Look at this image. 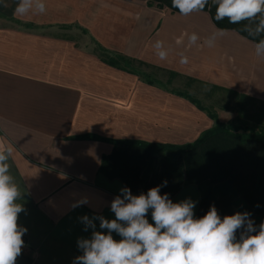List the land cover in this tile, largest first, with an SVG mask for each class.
Masks as SVG:
<instances>
[{"label":"crops","instance_id":"crops-1","mask_svg":"<svg viewBox=\"0 0 264 264\" xmlns=\"http://www.w3.org/2000/svg\"><path fill=\"white\" fill-rule=\"evenodd\" d=\"M42 2L43 13L21 14L19 0H0V148H12L10 173L23 192L22 254L34 264H72L82 254L77 239L91 236L78 217L114 219L110 203L125 187L100 172L115 150L110 141L183 146L215 127L208 112L224 124L239 120L235 100L264 106V58L203 11L184 16L136 0ZM187 198L198 218L203 192L187 186L172 201Z\"/></svg>","mask_w":264,"mask_h":264},{"label":"clouds","instance_id":"clouds-1","mask_svg":"<svg viewBox=\"0 0 264 264\" xmlns=\"http://www.w3.org/2000/svg\"><path fill=\"white\" fill-rule=\"evenodd\" d=\"M208 2L172 0V7L188 16L203 11ZM212 3L217 6L216 21L226 18L231 24L255 22L254 28L245 26L249 35L264 33V0ZM33 9L43 13L42 0H19L16 11L26 14ZM190 39L195 43L198 37L193 34ZM207 43L212 46L213 41ZM154 47L160 58H165L163 42L156 41ZM255 54L264 58V39L256 43ZM181 62L186 63L187 58L182 57ZM11 156V147L0 148V264H16L24 247L22 237L28 231L18 224L19 214L26 209L19 202L23 192L10 173ZM165 186L166 180L139 195L122 187L110 203L114 219L99 214L78 217L83 231L91 229V236L77 239L82 254L74 257L72 264H264V221L256 226L249 212H236L222 219L215 205L204 216L194 218L197 202L187 198L174 203L168 193L161 195L160 189ZM87 203V199H82L74 206ZM150 209L154 225L146 218ZM96 221L99 229L107 231L97 230ZM112 233L121 239L117 241Z\"/></svg>","mask_w":264,"mask_h":264},{"label":"trees","instance_id":"trees-1","mask_svg":"<svg viewBox=\"0 0 264 264\" xmlns=\"http://www.w3.org/2000/svg\"><path fill=\"white\" fill-rule=\"evenodd\" d=\"M136 1L180 14L172 7V0ZM216 7L209 0L203 12L209 13L218 29L235 31L255 44L264 39V33L250 36L245 30L246 25L254 28L255 22L231 24L226 18L216 21ZM259 18H256L257 22ZM107 64L122 69L117 61L110 60ZM208 114L215 121V127L193 144L176 146L110 141L115 150L103 159L100 172L109 180H120L135 195L146 194L150 188L166 180L167 186L161 187V195L168 193L173 200L183 188L196 186L203 192L198 218L204 216L211 205H215L222 219L225 215H233L230 199H211L214 187L232 180L236 196L260 217V221H254L259 226L264 221V129L244 125L240 119L224 124L212 112ZM82 139L96 138L85 136Z\"/></svg>","mask_w":264,"mask_h":264},{"label":"rangeland","instance_id":"rangeland-1","mask_svg":"<svg viewBox=\"0 0 264 264\" xmlns=\"http://www.w3.org/2000/svg\"><path fill=\"white\" fill-rule=\"evenodd\" d=\"M145 72H148L150 74L149 76L152 75L158 80H160L161 78L163 79L165 77L167 79L171 78L169 75H166V74H160V73L149 72V71H145ZM179 82L183 86V88H185L184 86H185L186 81H178V83ZM204 92L206 93V96L213 95L211 94L210 91H204ZM215 97H218V98H214L215 100H218V101H220V99L225 102L234 101V99H232L230 95L225 94V93L224 94L216 93ZM239 102H240L239 106L241 107H239L238 119L241 120V123L244 125L250 126V127H255L256 129H264V106L257 104L254 101H251L248 99L247 100L241 99L239 101H236V100L234 101V103L236 104H238ZM209 108L213 110L214 106L210 105ZM211 199L213 201H217L220 199H230L233 203V207H234L233 211H238L241 209H245V211H249V213L251 211L252 212L251 218L254 221H260V217L254 214L251 208L242 199L236 196L235 191L233 189L232 180L226 182L225 184L214 187Z\"/></svg>","mask_w":264,"mask_h":264},{"label":"water","instance_id":"water-1","mask_svg":"<svg viewBox=\"0 0 264 264\" xmlns=\"http://www.w3.org/2000/svg\"><path fill=\"white\" fill-rule=\"evenodd\" d=\"M16 264H34V260L21 253V255L17 257Z\"/></svg>","mask_w":264,"mask_h":264}]
</instances>
